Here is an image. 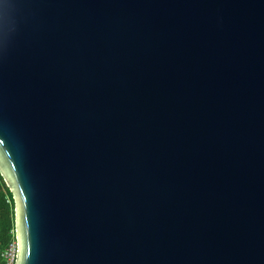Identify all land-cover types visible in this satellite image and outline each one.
<instances>
[{
  "label": "water",
  "instance_id": "1",
  "mask_svg": "<svg viewBox=\"0 0 264 264\" xmlns=\"http://www.w3.org/2000/svg\"><path fill=\"white\" fill-rule=\"evenodd\" d=\"M14 264H264V0H0Z\"/></svg>",
  "mask_w": 264,
  "mask_h": 264
},
{
  "label": "trees",
  "instance_id": "2",
  "mask_svg": "<svg viewBox=\"0 0 264 264\" xmlns=\"http://www.w3.org/2000/svg\"><path fill=\"white\" fill-rule=\"evenodd\" d=\"M15 242L14 237V203L3 178L0 175V264L6 247Z\"/></svg>",
  "mask_w": 264,
  "mask_h": 264
},
{
  "label": "built area",
  "instance_id": "3",
  "mask_svg": "<svg viewBox=\"0 0 264 264\" xmlns=\"http://www.w3.org/2000/svg\"><path fill=\"white\" fill-rule=\"evenodd\" d=\"M16 257V243H11L2 253V264H14Z\"/></svg>",
  "mask_w": 264,
  "mask_h": 264
}]
</instances>
